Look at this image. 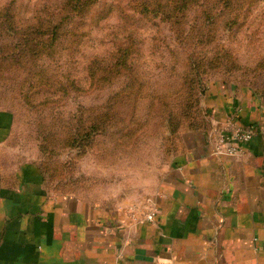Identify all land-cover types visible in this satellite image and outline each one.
<instances>
[{"label":"crops","instance_id":"obj_1","mask_svg":"<svg viewBox=\"0 0 264 264\" xmlns=\"http://www.w3.org/2000/svg\"><path fill=\"white\" fill-rule=\"evenodd\" d=\"M202 102L208 126L183 133L146 190L153 222L127 216L129 200L48 187L16 146L14 112L0 108V264H264V91L216 79ZM229 117L254 135L242 155L215 156Z\"/></svg>","mask_w":264,"mask_h":264},{"label":"rangeland","instance_id":"obj_2","mask_svg":"<svg viewBox=\"0 0 264 264\" xmlns=\"http://www.w3.org/2000/svg\"><path fill=\"white\" fill-rule=\"evenodd\" d=\"M61 1L0 0V9H11L9 14L0 18L9 31L0 38V55L12 50L23 58L25 54L15 45L20 39L35 36L34 24L54 20L52 17L56 16L54 13ZM135 1L94 0L95 4L84 18L69 21L67 26L73 33L60 41L53 53L41 42L33 46L27 62L11 67L7 65L6 71L0 67V108L14 112L16 146L26 152L28 158L37 160L45 171L48 187L53 190L80 193L97 201L129 200L128 206L145 204L153 195L146 190L173 153L168 150L173 136L167 129L157 127V122L154 123L156 116L153 117V126L144 136L141 134L138 141L130 137L126 145H118L117 132L107 136L105 133L97 134L95 129L91 136H84L89 124L102 116L100 112L113 102L110 97L126 81L125 77L114 74V81L101 78L92 82L88 65L94 58L110 59L117 45H131L129 35L132 32L136 37L134 47L141 70L158 76V82L163 84L169 78L163 73L173 62L168 58L166 44L175 43L189 51L192 41L195 44L208 25H204L200 11L217 8L211 7L212 3L192 5L185 10L187 17L177 30V27L171 29L168 22L159 19L148 21L135 11ZM244 8L233 26L223 30L224 23H221L213 36L217 43L231 51L237 66L232 72L224 71V75L213 73L205 82L209 84L212 80L228 77L240 87L260 92L264 91V0L246 3ZM10 25L13 29L9 28ZM44 37L38 36L37 39ZM10 44L13 45L11 48ZM27 69L56 73L61 79L62 90L53 93L52 88L36 82L39 92L34 94L30 90L33 94L27 100V89L21 84L26 75L23 70ZM180 70L178 67L174 72L178 74ZM168 71L170 73L171 68ZM122 108L120 106L115 112ZM75 130L83 135L82 143L72 141L71 132ZM58 184L60 186L56 187ZM142 193L145 194L144 201H139L137 196Z\"/></svg>","mask_w":264,"mask_h":264},{"label":"trees","instance_id":"obj_3","mask_svg":"<svg viewBox=\"0 0 264 264\" xmlns=\"http://www.w3.org/2000/svg\"><path fill=\"white\" fill-rule=\"evenodd\" d=\"M93 1L62 0L54 13L56 16L52 17L55 18L54 20L48 19L38 23V25L34 24L35 36L20 39L17 42L15 48L23 51L25 54L23 58L20 53H14L12 50L3 52L2 49L3 53L0 55L1 70L6 71L7 65L11 67L17 63L27 62L33 46H37L41 42L46 49L53 53L59 42L73 33L67 26L70 24L69 21L74 18L78 19L77 17L84 18L93 7L92 5L95 4ZM255 1L257 0H136L133 6L135 11H139L138 14L148 18V21L154 18L168 22L167 24L171 29L177 27V30L182 27V22L187 17L185 10L191 8L192 5L212 3L211 7L216 6L217 8L214 11H208L207 8L200 11L199 16L203 19L204 25L206 23L208 25L201 38L195 44L192 41L189 51L179 48L175 43L166 44L168 58L173 62H171L172 66L167 67L168 70L171 68V72L169 73L167 70L163 73L171 79L166 78L167 80L163 84L158 82V76L150 73L149 76L146 71L141 70L137 49L134 47L136 37L132 32L129 35L132 39L131 45H117L110 59L94 58L88 65V74L92 82L101 78L110 82L114 81V74L125 77L126 81L122 88L110 97L114 104L112 105L113 102L109 103V106L100 112L102 116L99 119L97 117L93 123L89 124L87 135L84 136H91L95 129L97 134L105 133L107 136L109 134L112 136L117 132L118 139L116 141L118 145H126L128 138L132 137L138 141L141 134L144 136L145 132L153 126V117L156 116L154 123L157 122V127L171 132L173 137L170 139L172 143L169 144L168 150L175 152L181 145V135L185 131L206 128L209 111L201 104L208 86V82L205 81L213 73L219 72L224 75V71L226 73L232 72L237 66L231 51L215 41L217 39H214L213 36L216 35V27L224 23L223 30L229 29L241 17L245 4ZM9 10L11 9H0V18L9 14ZM154 24L157 25V23ZM6 27L7 24H4V21L0 19V38L9 32ZM9 28L13 29L11 25ZM38 36L45 37L38 40ZM218 37L220 39V36ZM212 39H214L213 42L209 43ZM32 40L36 43L34 44ZM12 46L10 44L9 48ZM35 52H37V48ZM33 56L35 55L33 54ZM38 56L37 58L41 59ZM178 67H181V70L177 74L174 71ZM24 71H26V75L21 84L23 88L27 89L25 94L27 100L33 93L39 92L36 82L39 85L52 88L53 93L55 90H62L59 84L61 79L56 73H48L45 69H27ZM228 79V77L222 78L224 81H229ZM64 89H66L65 86ZM30 90H33L32 94H30ZM38 105H33V107H38ZM118 105L123 106V108L121 111L115 112V109L120 107ZM71 134L74 143H82L84 140L83 135L78 130L71 132ZM40 169L46 180V174L41 165ZM59 186V184L56 185V187Z\"/></svg>","mask_w":264,"mask_h":264},{"label":"built area","instance_id":"obj_4","mask_svg":"<svg viewBox=\"0 0 264 264\" xmlns=\"http://www.w3.org/2000/svg\"><path fill=\"white\" fill-rule=\"evenodd\" d=\"M254 132V124H243L234 117H229L225 125L215 130L212 153L220 157L240 156L245 152ZM156 211L152 197H149L145 204H135L126 208L127 216L137 222H153Z\"/></svg>","mask_w":264,"mask_h":264}]
</instances>
